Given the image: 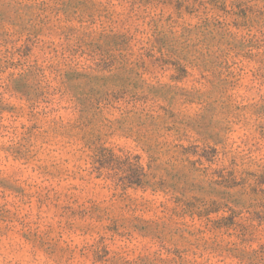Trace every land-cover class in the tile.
<instances>
[{
    "label": "rangeland",
    "instance_id": "1",
    "mask_svg": "<svg viewBox=\"0 0 264 264\" xmlns=\"http://www.w3.org/2000/svg\"><path fill=\"white\" fill-rule=\"evenodd\" d=\"M0 264H264V0H0Z\"/></svg>",
    "mask_w": 264,
    "mask_h": 264
}]
</instances>
